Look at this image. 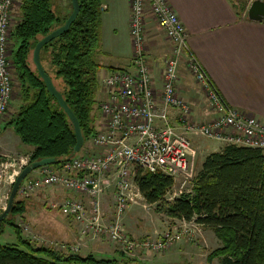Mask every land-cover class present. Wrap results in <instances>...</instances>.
Segmentation results:
<instances>
[{"label": "built area", "instance_id": "1", "mask_svg": "<svg viewBox=\"0 0 264 264\" xmlns=\"http://www.w3.org/2000/svg\"><path fill=\"white\" fill-rule=\"evenodd\" d=\"M15 2L0 0V125L14 91L10 42ZM129 3L131 70L109 72L100 81L101 120L90 141L93 153L86 150L82 154V147L81 154L64 163L59 171L50 167L38 169L37 177L20 190L21 194L34 188H60L84 197L64 199L59 206L62 215L78 225L82 238H105L127 257L164 250L179 238L170 233L159 240L135 241L127 237L122 217L129 207L144 200L135 182L137 169L169 177L173 184L181 181L178 191L170 197L173 200L192 189L194 139L264 152V124L241 115L223 101L192 55L186 30L167 0H129ZM147 20L156 25L171 46V53L163 61L159 89L154 86L146 58ZM182 60L208 103L212 115L208 121L194 120L192 108L179 95ZM172 112L175 124L170 117ZM108 191H112V203L105 202ZM108 204L109 213L105 207ZM54 245L68 254L79 252L78 246Z\"/></svg>", "mask_w": 264, "mask_h": 264}, {"label": "trees", "instance_id": "2", "mask_svg": "<svg viewBox=\"0 0 264 264\" xmlns=\"http://www.w3.org/2000/svg\"><path fill=\"white\" fill-rule=\"evenodd\" d=\"M229 2L240 18L248 0ZM78 5V15L68 30L44 45L39 56L45 74L77 119L85 144L98 131V119L100 123L97 97L102 66L95 62L94 54L100 48L103 9L101 0H78ZM70 8L72 11L71 0ZM18 12L19 20L11 33V58L21 105L8 127L31 149L28 165L52 159L54 164L48 167L59 169L76 155L74 129L47 91L32 57L35 45L61 27L70 13L58 18L49 0H21ZM135 182L145 203L155 205L159 213L213 231L222 247L208 255V263L264 264L263 151L225 145L210 153L201 163L191 191L172 202L165 200L173 187L171 178L137 169ZM24 211L22 201H13L9 215L0 223V235L7 225L16 239L14 244L0 246V264H118L112 259L33 246L9 219Z\"/></svg>", "mask_w": 264, "mask_h": 264}, {"label": "crops", "instance_id": "3", "mask_svg": "<svg viewBox=\"0 0 264 264\" xmlns=\"http://www.w3.org/2000/svg\"><path fill=\"white\" fill-rule=\"evenodd\" d=\"M252 1L248 0L245 13L239 18L229 0H167L186 30L187 43L192 55L218 90L223 101L241 115L256 118L264 124V22L254 23L246 19V11ZM101 7L103 12L100 46L105 45L106 49L111 50L113 58L119 62L116 66H108L106 69L108 72L130 71L132 50L129 35V0H101ZM155 32L157 29L154 24L147 20L146 41L151 42L154 39L155 43ZM146 58L154 86L159 89V77L155 79L152 61L149 56ZM163 64L164 62L162 69ZM177 88L179 95L192 108L194 120L204 122L211 119L208 103L200 91L199 97L180 83ZM170 117L175 124L173 112ZM200 167L201 164L199 170ZM69 197L72 195L66 194L52 198L48 206L54 203L57 205ZM31 225L38 235H42L38 232L40 230L36 221H33ZM56 228L63 231L64 236L59 240L62 244L72 247L79 243V255L121 261V253L105 241L87 243L82 246L83 241L79 239L77 228L73 223L60 224ZM130 235L142 238V234L131 233ZM179 245L173 248L174 251L163 256L142 253L135 262L130 264H178L185 255L187 262L192 261L190 257L194 259V254L190 252V249Z\"/></svg>", "mask_w": 264, "mask_h": 264}, {"label": "rangeland", "instance_id": "4", "mask_svg": "<svg viewBox=\"0 0 264 264\" xmlns=\"http://www.w3.org/2000/svg\"><path fill=\"white\" fill-rule=\"evenodd\" d=\"M20 1L21 0H16L15 5L12 9V28L16 25L19 20L18 7ZM241 1L243 2L244 0H240V2ZM49 2L51 5V9L56 13L58 18L60 19L65 18L71 11L70 0H49ZM155 29L157 28L155 27ZM154 38L155 43L153 42L154 39L151 42H149L148 40L146 41V43H148L146 56H149L150 60L152 61L153 75L155 79H157L160 76V70L162 69V59L169 56V54L171 53V46H168L170 45V43L165 40L164 34L158 29L157 32H155ZM10 43L11 49L13 51V41L11 40ZM103 47L101 45L99 50L96 51L94 54L95 62L102 66V69L98 72L99 83L102 77L109 73L106 69L108 66L113 67L119 64V62L115 61V59L113 58L112 51L106 49V46L104 48ZM13 79L14 91L12 95V101L10 103L4 121L0 125V215L6 209L7 201L16 177L19 175L20 171L24 167L28 166L29 156L31 153V149L25 145H22L12 128L8 127L10 119L13 117L14 114L18 112L19 106L21 105L19 85L15 78V72H13ZM58 83L60 84V86L62 85L61 81L59 80ZM179 83L183 87L193 91L194 94L197 96H199L200 91L201 95L204 97L199 87L194 83L192 76L187 70L185 61L183 60L179 69L178 85ZM102 96L103 95L100 90V93L97 97L98 104L100 103ZM96 114H98V112H96ZM98 122L99 119L96 121V129L98 127ZM90 141L91 140H88L84 144L82 154L84 153V151L86 152V150L87 152L89 150V152L93 153V151L90 149ZM224 146L225 145H219L215 142L213 143L209 142L208 140H203V138H197V140H194V176H196L197 172L199 171L201 161L203 162L206 156H208L212 152H217L221 150ZM37 175L38 173H35L34 171L24 181H22L14 198V202L22 201L25 210L24 213L22 215L9 217L11 222L14 223V225L17 226L18 229H20L22 237L24 239L28 240L33 246H43L51 248L53 250H58V246L54 244L64 245L59 241L61 240L60 238L64 235L63 231H60V228H56V226L60 224L62 225L73 223V225H75L77 228L79 239L83 241L82 246H85L87 243L94 244L100 241H105L113 245L120 253L117 248V245L111 243L105 238H98L95 240L82 238L79 234L78 225H76L71 218L63 216L60 212L59 206L64 200L61 203H58L57 205H55L54 203V205L48 206L49 203L52 201L50 199L61 197L62 195L64 196L66 194L71 193L60 188H34V190H28L26 192L21 191L20 194L21 188L25 184V187L28 186L31 183L32 179L37 177ZM180 184L181 181L173 184L172 189L165 197V200L167 202L173 201L170 200V197H172V195L178 191ZM71 195L72 197L70 198L81 200L84 199V197H77L73 194ZM105 202L112 203V191L107 192ZM105 207L106 211L109 213L110 205H105ZM122 219L123 220L121 221L123 223V228L127 237L135 241H141L143 239L159 240V238L166 233L179 235L178 240H175V242L172 243L170 247L161 251H148L146 253L163 256L168 252L171 253L172 250H175L173 249L174 247L177 248L180 246L179 244H181L184 245L187 249H190V252L194 254V259L193 257H190L192 261L187 262L188 259H186L185 255L182 258L181 262L178 264H220L217 260L212 261L211 263H208L206 261L208 255L212 251L220 249L222 247L221 242L215 237L213 231L209 228L197 226L195 223H182L180 220L168 218L163 213H159L156 210L155 205H147L144 200L140 205H134L129 207L123 215ZM33 221H36V223L38 224V230H40L38 232L42 235H38L35 232V228H33L31 225ZM3 231V234L0 235V246L14 244L16 242V239L11 227L5 225ZM131 233L142 234V238L132 237L130 235ZM65 246L70 247L67 245ZM76 246H78L80 250L79 243H77ZM59 252L68 254V252ZM141 254L142 253L138 252L136 253V255L138 256L134 255L131 257H127L121 253V261L119 260L118 263L130 264L131 262H135L137 258L141 256Z\"/></svg>", "mask_w": 264, "mask_h": 264}, {"label": "water", "instance_id": "5", "mask_svg": "<svg viewBox=\"0 0 264 264\" xmlns=\"http://www.w3.org/2000/svg\"><path fill=\"white\" fill-rule=\"evenodd\" d=\"M71 6L72 11L68 18L66 19L65 23L51 32L49 35L41 39L34 47L33 50V57L32 61L33 64L36 67V70L42 80L44 81V84L46 86L47 91L56 99L58 105L62 108V110L67 115L68 119L73 125L74 129V135H75V146H74V153H78L81 148L83 147L84 140L81 135L80 127L78 124L77 119L74 117L73 113L70 111V109L67 107L66 103L63 101L61 95L56 91L54 88L50 78L45 74L41 64H40V51L44 45L52 41L53 39L61 36L64 32L68 30V28L71 26V24L76 19L78 12H79V5L78 0H71ZM246 19L250 22L254 23H261L264 22V0H253L247 11H246ZM54 164V160L52 159H42L37 162H34L26 167H24L19 175L16 177L15 182L13 183L12 190L10 192L6 209L3 211V213L0 215V223L9 215L14 198L17 194L18 188L22 181L26 179L27 176H29L32 172L42 168L47 167Z\"/></svg>", "mask_w": 264, "mask_h": 264}, {"label": "bare ground", "instance_id": "6", "mask_svg": "<svg viewBox=\"0 0 264 264\" xmlns=\"http://www.w3.org/2000/svg\"><path fill=\"white\" fill-rule=\"evenodd\" d=\"M101 120V119H100ZM100 124V123H99ZM98 128H99V125H98ZM74 154H76L75 156H77V155H79V154H81V150L78 152V153H74ZM74 156V157H75ZM64 165V164H63ZM62 167V166H61ZM52 169V168H51ZM54 170H56V171H59L60 170V168L59 169H54ZM42 189H51V188H42Z\"/></svg>", "mask_w": 264, "mask_h": 264}]
</instances>
